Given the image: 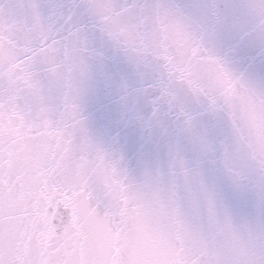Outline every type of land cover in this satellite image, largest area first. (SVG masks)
Segmentation results:
<instances>
[{
	"label": "snow or ice",
	"instance_id": "snow-or-ice-1",
	"mask_svg": "<svg viewBox=\"0 0 264 264\" xmlns=\"http://www.w3.org/2000/svg\"><path fill=\"white\" fill-rule=\"evenodd\" d=\"M224 22L216 0L0 3V264H139L145 239L159 264H264V24L240 57ZM101 93L121 118L95 130Z\"/></svg>",
	"mask_w": 264,
	"mask_h": 264
},
{
	"label": "water",
	"instance_id": "water-1",
	"mask_svg": "<svg viewBox=\"0 0 264 264\" xmlns=\"http://www.w3.org/2000/svg\"><path fill=\"white\" fill-rule=\"evenodd\" d=\"M4 2V0H0V3H3Z\"/></svg>",
	"mask_w": 264,
	"mask_h": 264
}]
</instances>
